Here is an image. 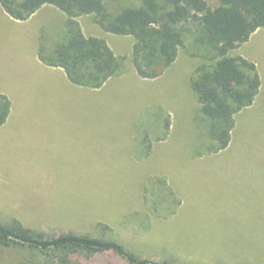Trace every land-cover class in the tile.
<instances>
[{"label":"rangeland","instance_id":"rangeland-1","mask_svg":"<svg viewBox=\"0 0 264 264\" xmlns=\"http://www.w3.org/2000/svg\"><path fill=\"white\" fill-rule=\"evenodd\" d=\"M106 1L111 7L138 3ZM207 1L212 7L217 4V0ZM47 15L37 17L35 27L50 22ZM77 20L86 36L103 38L117 56L125 58V78L99 96L98 117L93 121L97 130L76 127L92 123L76 118L71 121L70 142L53 154L54 168L47 172L60 203L55 209L64 216H44L52 210L42 197L7 193L4 187H0V206L18 214L37 213L38 217L21 219L43 235L55 227L93 236L99 229V235L105 233L152 262L264 264V115L240 117L232 145L208 154V121L199 113L189 85L192 71L201 62L189 55L192 37H186V47L179 50L164 77L146 84L131 61L132 36L103 31L91 15ZM63 30L51 31V43ZM249 52L262 68L264 38L252 43ZM152 108L162 112L154 113ZM140 118L148 128L137 132V140L146 134L152 153L134 162L136 152L137 158L146 152L134 141V124ZM167 130L160 144L157 138ZM43 187L50 191V185ZM84 209L87 215L67 217ZM25 256L24 251L0 247V264H19Z\"/></svg>","mask_w":264,"mask_h":264},{"label":"trees","instance_id":"trees-1","mask_svg":"<svg viewBox=\"0 0 264 264\" xmlns=\"http://www.w3.org/2000/svg\"><path fill=\"white\" fill-rule=\"evenodd\" d=\"M0 3L16 20L30 18L46 4L64 12L63 33L51 43L43 31L38 56L49 66L62 67L72 83L90 88H99L110 77L122 74L125 58L117 56L103 38L86 36L78 17L91 15L103 31L132 36L131 61L137 75L145 79L162 75L191 36L189 55L201 62L192 71L189 85L199 113L208 121L209 154L228 146L234 115L251 105L258 93L260 78L255 63L230 55V51L264 27V0H217L214 7L207 0H138L137 4L113 7L106 0ZM9 109V100L0 95V125ZM169 125L167 121V129ZM142 143L147 156L151 147L147 136ZM0 247L24 251L26 256L19 264H83V257L88 264H115L113 260L119 264H174L140 258L105 233L99 235V229L96 236L59 230L43 235L16 218L0 220Z\"/></svg>","mask_w":264,"mask_h":264},{"label":"crops","instance_id":"crops-1","mask_svg":"<svg viewBox=\"0 0 264 264\" xmlns=\"http://www.w3.org/2000/svg\"><path fill=\"white\" fill-rule=\"evenodd\" d=\"M42 14H49L47 16L51 17V21L35 27L34 21ZM65 17V13L60 9L46 4L30 18L16 20L3 9L0 3V95L5 96L10 102L6 121L0 125V187H4L7 193L11 190L21 195H39L47 205H51L48 207L52 211L43 213L44 216L50 217L64 216L55 209L60 203L56 199L57 194L54 192L56 189L52 188L54 182H51V176L47 172L54 168L53 154L62 151V148L70 142L71 121H76V118L78 121L86 119L92 122L85 125L77 123L76 127L85 129V132L97 130V125L93 124V121L98 117L99 96L103 95L107 87L116 82L120 83L125 78V74L122 73L110 77L99 88L80 86L69 80L62 67L49 66L40 60L38 43L42 32L44 31L51 40L54 34L52 30H56L55 33L59 34V31L64 29ZM261 38H264V27L258 28L246 42L230 51L232 53L237 50L231 55H240L255 63L260 86L253 103L234 115V127L231 130L230 142L225 149L232 145L234 134L239 132L240 117L246 118L256 112L264 115V66L260 68L255 56L250 55L251 52H249L252 43L258 42ZM174 62L159 77H164ZM142 79L146 84L156 80V78ZM151 110H155L154 113L162 112L155 108ZM166 112L167 118H170L169 110ZM142 121L145 120L140 118L138 123L134 124V141L140 148L145 147L142 141L146 134L144 137L140 136L142 138L138 141L137 132L148 128L140 124ZM66 129H68L67 132ZM78 132L83 130L79 129ZM167 136L168 130L164 139L158 140L160 144L166 140ZM137 153L133 156L134 162L137 159L139 162L149 157L152 153V143L147 156L143 153L140 156L138 154L137 158ZM199 156L196 159H199ZM192 160L195 159L192 158ZM21 185L24 187L21 188ZM45 185H50V191H45L43 187ZM176 196L181 204V199L177 194ZM60 209L63 210L61 207ZM87 211V209L79 210L67 217L87 215ZM0 215L6 217L4 220L16 218L28 227L29 225L24 223L21 217H38L35 212L18 214L3 206H0ZM54 230L61 231L58 227ZM67 231L77 233L71 228Z\"/></svg>","mask_w":264,"mask_h":264}]
</instances>
